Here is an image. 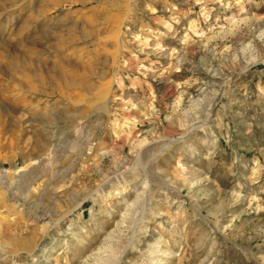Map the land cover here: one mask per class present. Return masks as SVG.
Returning a JSON list of instances; mask_svg holds the SVG:
<instances>
[{
    "label": "rangeland",
    "instance_id": "374dc122",
    "mask_svg": "<svg viewBox=\"0 0 264 264\" xmlns=\"http://www.w3.org/2000/svg\"><path fill=\"white\" fill-rule=\"evenodd\" d=\"M0 54V264H264V0H0Z\"/></svg>",
    "mask_w": 264,
    "mask_h": 264
},
{
    "label": "bare ground",
    "instance_id": "6f19581e",
    "mask_svg": "<svg viewBox=\"0 0 264 264\" xmlns=\"http://www.w3.org/2000/svg\"><path fill=\"white\" fill-rule=\"evenodd\" d=\"M94 30V29H93ZM91 33V32H90ZM93 33V32H92ZM94 34V33H93ZM97 35V34H96ZM92 36V35H91ZM95 36V35H94ZM99 36V35H98ZM100 37V36H99ZM66 41V40H65ZM70 41H72V40H70ZM70 45V44H69ZM64 46V47H62V48H60V47H58V48H60V49H57L56 48V50H57V52L58 53H54L55 55V57H54V59L53 60H51V62H55V63H57V62H61V63H63L64 65H66V66H70L71 67V69L73 70H71L74 74H75V76L77 75H83L84 76V74L86 73V72H88V71H91V65H92V61H91V59H89L90 58V56H88L87 55V51L85 50H83L82 48H76V47H74V46ZM31 54V53H30ZM89 57V58H88ZM15 58V57H14ZM25 58V57H24ZM23 58V59H24ZM35 58H37L36 56H35ZM35 58H33V57H30V58H28L27 57V60H25L24 61V65H22V71L24 72V70L26 69V68H32L33 67V69H34V67L35 66H38L39 64H37L38 62L37 61H35ZM26 59V58H25ZM5 60V59H4ZM18 63V62H17ZM8 64H3V61H2V57H1V54H0V73H3V69L5 68V69H8V67L9 66H7ZM94 66V65H93ZM46 67V66H45ZM44 67V68H45ZM69 67V68H70ZM9 70V69H8ZM6 72V71H5ZM25 73H26V71H25ZM23 75H24V73H22ZM93 74V73H92ZM31 75V74H30ZM71 76L70 77H73V75L72 74H70ZM86 75H87V73H86ZM88 76V75H87ZM10 77H12V76H10ZM27 77H29L28 75H27ZM6 79V78H5ZM79 79V78H78ZM80 79H82V78H80ZM15 80V79H14ZM77 77H76V79H72V80H70V81H68L67 80V86L69 85V86H71V87H76L78 84H80V82H78L79 80H77ZM83 80V79H82ZM83 82V81H82ZM83 84V83H82ZM69 86L67 87V88H69ZM79 87H81V86H79ZM84 87H85V85H84ZM78 88V87H77ZM82 88V87H81ZM86 88V87H85ZM8 89H10V88H8V87H5V89H1L0 88V93L4 96L5 95V92L4 91H8ZM60 89V88H59ZM70 89H72V88H70ZM63 90V89H62ZM10 91V90H9ZM106 91H107V89H106ZM66 94V93H65ZM76 95V94H75ZM70 97H71V94H70ZM2 98H4V97H2ZM23 98V97H22ZM25 98V97H24ZM24 98L23 99H19V97H18V99H19V101H20V103H24V104H26L27 102L24 100ZM18 99H16V102H19V101H17ZM101 99V98H100ZM69 100H71V99H69ZM72 100H73V98H72ZM71 100V101H72ZM103 100V99H102ZM105 100V99H104ZM68 102V101H67ZM72 102H76V103H78V104H81L82 103V100H79L78 98L77 99H74ZM28 103H29V101H28ZM26 104V106L27 107H33L34 105H32V104Z\"/></svg>",
    "mask_w": 264,
    "mask_h": 264
}]
</instances>
